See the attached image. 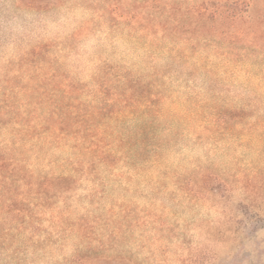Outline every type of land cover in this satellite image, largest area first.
<instances>
[{"label":"rangeland","instance_id":"rangeland-1","mask_svg":"<svg viewBox=\"0 0 264 264\" xmlns=\"http://www.w3.org/2000/svg\"><path fill=\"white\" fill-rule=\"evenodd\" d=\"M87 3L105 17H195L200 7L205 8L206 14L217 16L212 48L208 50V61L217 77L193 73L187 62L172 61L167 53H159L150 61L141 49L118 40L105 45L100 61L135 71L152 66L160 69L175 94L235 98L247 104L248 110H190L188 125L158 126V136L165 142L161 163L157 164L149 151L136 160L130 156L112 175L76 174L71 190L54 187L49 176L70 174L47 164L44 176L23 178L25 185L14 190L0 189V210L9 203L33 208L38 212L34 220L47 230L60 222L102 226L107 230L101 233L104 254L123 253L131 258L129 263L123 261L127 264H212L210 249L199 243L203 237L222 241L247 227L246 222L251 225L249 234L264 228V214L259 215L264 213V0ZM33 6L47 7V0H34ZM231 15L240 20L229 24L224 16ZM61 51L60 46L44 44L0 68V93H20L18 85L39 79L35 61L49 58L54 66L65 70ZM82 60L86 66L83 78L65 72L83 82L88 80L87 71L93 64L87 54ZM41 183L46 185H36ZM229 193L241 196L234 208L226 207ZM3 220L9 222L11 218L0 214V222ZM60 237L61 245L52 256L73 255L77 242L73 234ZM242 259L237 258L236 264ZM0 264L5 262L0 260Z\"/></svg>","mask_w":264,"mask_h":264},{"label":"trees","instance_id":"trees-1","mask_svg":"<svg viewBox=\"0 0 264 264\" xmlns=\"http://www.w3.org/2000/svg\"><path fill=\"white\" fill-rule=\"evenodd\" d=\"M205 11L200 7L195 17H103L150 61L167 53L172 61L187 62L193 73L217 77L208 61L217 16ZM224 18L229 24L240 20L237 15ZM53 64L49 58L35 61L39 79L18 85L20 93H0V189L14 190L25 185L23 178L44 176L47 164L70 174L49 176L62 190L73 189L76 174L112 175L130 156L136 160L148 151L159 164L165 143L158 136L162 123L188 125L190 110H248L235 98L175 94L160 69L152 66L135 71L103 61L98 74L82 82ZM37 213L10 203L0 210L11 218L0 222L2 262L34 264L30 257L38 252L50 254V264L130 262L123 253L104 254L101 233L107 230L102 226L60 222L47 230L34 220ZM68 233L77 241L74 254L54 258L51 252L61 245L60 235Z\"/></svg>","mask_w":264,"mask_h":264},{"label":"clouds","instance_id":"clouds-1","mask_svg":"<svg viewBox=\"0 0 264 264\" xmlns=\"http://www.w3.org/2000/svg\"><path fill=\"white\" fill-rule=\"evenodd\" d=\"M33 5L34 0H0V68L16 63L36 47L49 44L61 47L65 71L76 78L85 74L82 56L87 54L93 64L87 71L91 80L102 66L100 55L106 51L105 45L117 40L128 43L87 0H47L48 6L41 8ZM229 196L226 207L234 208L241 196L238 193ZM245 225L222 241L211 236L199 241L213 254L212 264H236L239 257H243L240 264H264V228L249 234L251 225L249 222ZM30 259L34 264H50V254L33 253Z\"/></svg>","mask_w":264,"mask_h":264}]
</instances>
